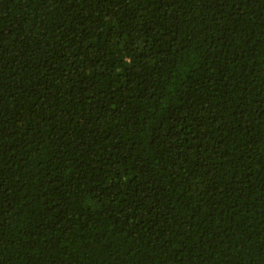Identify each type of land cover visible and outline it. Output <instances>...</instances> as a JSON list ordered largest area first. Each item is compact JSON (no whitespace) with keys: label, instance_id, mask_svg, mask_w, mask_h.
<instances>
[{"label":"trees","instance_id":"obj_1","mask_svg":"<svg viewBox=\"0 0 264 264\" xmlns=\"http://www.w3.org/2000/svg\"><path fill=\"white\" fill-rule=\"evenodd\" d=\"M0 264H264V0H0Z\"/></svg>","mask_w":264,"mask_h":264}]
</instances>
